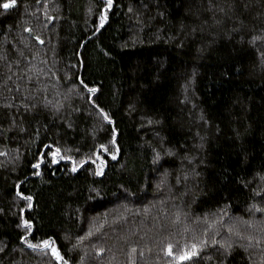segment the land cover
Here are the masks:
<instances>
[{
	"label": "trees",
	"instance_id": "trees-1",
	"mask_svg": "<svg viewBox=\"0 0 264 264\" xmlns=\"http://www.w3.org/2000/svg\"><path fill=\"white\" fill-rule=\"evenodd\" d=\"M4 3L0 264H264V0Z\"/></svg>",
	"mask_w": 264,
	"mask_h": 264
},
{
	"label": "snow or ice",
	"instance_id": "snow-or-ice-1",
	"mask_svg": "<svg viewBox=\"0 0 264 264\" xmlns=\"http://www.w3.org/2000/svg\"><path fill=\"white\" fill-rule=\"evenodd\" d=\"M14 3H15V0H13V3H12V4L4 3L2 7H3L5 10H8V9H10V8H12V7L14 6ZM107 6H108L109 8L112 6V0H107ZM105 19H106V17L102 15V16H101V27H103V24H104V22H105ZM40 43H44V41L41 40ZM81 84L83 85V87H84L89 93L95 94V93L98 91V89L93 88V87H89L88 84H87V83H84L83 81H81ZM96 107L99 109L101 115H103L104 118L107 119V115H106V113H104L103 109H102V108H99L98 105H96ZM109 123H111V121H109ZM113 143H114V141H113ZM101 148H102L104 151H108V149H107L104 145H101ZM59 152H60V149L57 148V149H56V153H59ZM113 159H115L114 156H113ZM53 160H55V155L53 156ZM56 162H58V161H56ZM34 167L39 168V167H40V164H36V165H34ZM74 170H75V169H74ZM26 199L31 200V197H26ZM253 207L255 208L256 211H264V208H256L255 205H253ZM25 223L27 224V222H25ZM27 226H28L29 228L31 227V225H27ZM43 243H44L45 247H48V245H49V241L45 240V241H43ZM203 243H204V244H207L208 241L205 240V241H203ZM28 247H29V248H32V249H35V248L37 247V245H36V244H31V243H29V244H28ZM192 247H193V249H195V248H196V245L193 244ZM221 247H224V245H221ZM229 247H230V245H229ZM52 251H53V253L56 255V258H57V259H63V258L59 255V253L56 252L55 249H52ZM132 251L135 252V249L133 248ZM168 254H169L170 256L173 254V253H172V250H171V246H169ZM192 254L195 255L196 253L193 252ZM189 258H190V257H189V255H188L187 251H185V253H184L183 255H181L180 257H178V259H180L181 261H183V260H185V259H189ZM65 264H66V262H65Z\"/></svg>",
	"mask_w": 264,
	"mask_h": 264
}]
</instances>
